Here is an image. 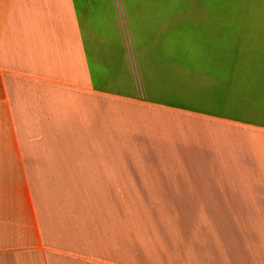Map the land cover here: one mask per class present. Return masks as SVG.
<instances>
[{
	"label": "crops",
	"instance_id": "crops-1",
	"mask_svg": "<svg viewBox=\"0 0 264 264\" xmlns=\"http://www.w3.org/2000/svg\"><path fill=\"white\" fill-rule=\"evenodd\" d=\"M232 3L0 0V264H264V13Z\"/></svg>",
	"mask_w": 264,
	"mask_h": 264
},
{
	"label": "rangeland",
	"instance_id": "rangeland-1",
	"mask_svg": "<svg viewBox=\"0 0 264 264\" xmlns=\"http://www.w3.org/2000/svg\"><path fill=\"white\" fill-rule=\"evenodd\" d=\"M232 12L233 13H244L249 16L251 14H255L258 12L264 13V0H233L232 3ZM264 32V31H263ZM244 37V36H243ZM261 36H256L255 34H252V36H249L248 38H242L244 42V46L248 44V47H255L257 42H260V51L261 54H264V38H260ZM247 39V40H245ZM255 49L253 50V52Z\"/></svg>",
	"mask_w": 264,
	"mask_h": 264
}]
</instances>
